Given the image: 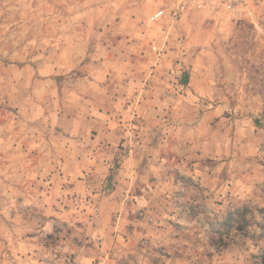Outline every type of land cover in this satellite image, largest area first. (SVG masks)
<instances>
[{
    "label": "rangeland",
    "instance_id": "obj_1",
    "mask_svg": "<svg viewBox=\"0 0 264 264\" xmlns=\"http://www.w3.org/2000/svg\"><path fill=\"white\" fill-rule=\"evenodd\" d=\"M0 264H264V1L0 0Z\"/></svg>",
    "mask_w": 264,
    "mask_h": 264
},
{
    "label": "crops",
    "instance_id": "obj_2",
    "mask_svg": "<svg viewBox=\"0 0 264 264\" xmlns=\"http://www.w3.org/2000/svg\"><path fill=\"white\" fill-rule=\"evenodd\" d=\"M98 66L106 67L107 63L103 60ZM130 85L135 83L131 80L123 82L118 77H107L104 71L97 76L90 75V130L97 131L98 137L105 138L104 144L113 143L116 139L113 131L116 123L114 119L117 117L115 108H118L120 101L115 102L112 98H123L121 90Z\"/></svg>",
    "mask_w": 264,
    "mask_h": 264
},
{
    "label": "built area",
    "instance_id": "obj_3",
    "mask_svg": "<svg viewBox=\"0 0 264 264\" xmlns=\"http://www.w3.org/2000/svg\"><path fill=\"white\" fill-rule=\"evenodd\" d=\"M223 1L224 3L227 4H233V5H241V4H245L248 2H259V1H264V0H220ZM160 14H156L154 17L157 18L159 17Z\"/></svg>",
    "mask_w": 264,
    "mask_h": 264
}]
</instances>
